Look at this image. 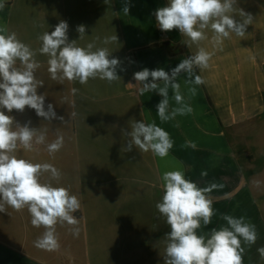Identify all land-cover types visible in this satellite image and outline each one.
Here are the masks:
<instances>
[{"label": "crops", "instance_id": "obj_1", "mask_svg": "<svg viewBox=\"0 0 264 264\" xmlns=\"http://www.w3.org/2000/svg\"><path fill=\"white\" fill-rule=\"evenodd\" d=\"M125 2L0 0V28L15 32L33 50L41 47L38 36L64 21L70 42L77 40L80 47L94 43L93 51L107 48L110 58L120 61V79L109 83L97 77L80 84L51 79L48 57L37 52L40 67L34 75L43 82L38 94L45 96L46 111L53 106L56 118L39 117L27 106L23 112L3 111L14 123H27L45 134L43 144H33L32 150L18 145L15 155L60 171L58 181L44 173L41 182L77 196L81 207L73 215L80 231L74 237L72 226L57 223L60 248L38 249L33 242L45 229L32 226L27 208L6 206V212H0V264H164L170 228L155 205L163 195L160 177L177 169L199 187L223 185L208 194L215 214L197 233L227 226L225 214L243 216L257 232L255 244L242 240L243 264H264L257 251L264 247V0H237L230 15L243 20L242 9L253 17L244 36L231 33L216 45L207 29L206 39L191 47L178 29L161 31L156 22L155 11L168 0H127V15L122 11ZM80 25L85 27L83 39L77 31ZM115 34L117 42L103 43ZM199 47L213 53L207 69L195 70L205 83H188L184 73L177 77L184 104L192 111L162 122L156 107L162 97L155 91L141 95L143 85L134 73L144 68L170 73ZM193 87L194 96L189 91ZM173 96L169 88V112L181 106ZM133 120L155 122L169 133L173 147L167 157L135 146L126 150L130 138L125 133ZM58 136H63V147L50 154L47 145Z\"/></svg>", "mask_w": 264, "mask_h": 264}, {"label": "clouds", "instance_id": "obj_2", "mask_svg": "<svg viewBox=\"0 0 264 264\" xmlns=\"http://www.w3.org/2000/svg\"><path fill=\"white\" fill-rule=\"evenodd\" d=\"M108 3V0H105ZM237 0H168L166 6L155 11L156 22L161 31L178 29L191 47L199 45L206 39L205 30L213 32V43L219 45L231 33L244 36L246 26L253 19L252 15L240 9L243 20H237L230 13L234 12ZM4 5L0 3V8ZM125 15L129 12L127 0L122 9ZM79 39L85 35V27L78 26ZM68 24L61 21L51 33L44 32L38 36L41 47L33 50L22 42L15 32L0 28V109L11 113L14 109L23 112L25 107L34 109L37 116L55 119L56 113L51 104L45 110V96L38 94L43 82L36 79L34 73L40 67L36 60L37 52L48 57V72L53 80L79 81L86 84L89 79L99 78L109 83L120 79L117 67L120 61L110 58L107 48H97L94 43L86 47L77 45V40L69 41ZM99 39V37H97ZM117 35L105 37L104 44L117 42ZM213 53L199 47L198 51L183 59L171 72L163 68L149 70L144 68L134 73V79L141 82L140 94L155 91L162 99L157 104V115L162 122L174 119L177 115L190 113L192 108L184 104L177 77L184 73L188 83L204 84L205 81L195 70L209 67ZM19 61V66L17 62ZM194 77V79H193ZM158 82H163L161 87ZM131 84V83H129ZM169 88L173 98L180 107L169 112ZM76 89H73L75 92ZM196 94V88L189 89ZM63 120V117H59ZM30 123V122H29ZM15 126V127H14ZM128 140L126 150L135 146L142 152L151 151L154 156L165 158L173 147L169 133L155 122L146 124L143 121H131V131L125 133ZM45 134L40 129L21 126L14 123V118L0 110V212H6V206L15 211L27 208L33 227L45 230L33 243L38 249L56 251L60 248L56 234L57 223L65 222L72 226L70 232L79 236L78 219L73 215L80 209L77 196L70 194L65 187H55L51 182H41V175L48 173L51 180L58 181L60 171L50 163H33L15 155L18 145L32 150L33 144H43ZM63 136L47 145L50 154L63 147ZM188 146L195 148V143ZM206 176L207 172H202ZM161 179L162 198L155 207L166 220L170 231L165 234L166 247L164 264H243L244 243L251 246L257 240L254 224L245 222V218L223 215L227 226L212 228L207 234H198L201 223L207 226L215 214L213 201L208 195L214 189L223 187L211 183L199 187L197 183L185 178L181 169L165 171ZM260 258L264 259V247L257 249Z\"/></svg>", "mask_w": 264, "mask_h": 264}, {"label": "rangeland", "instance_id": "obj_3", "mask_svg": "<svg viewBox=\"0 0 264 264\" xmlns=\"http://www.w3.org/2000/svg\"><path fill=\"white\" fill-rule=\"evenodd\" d=\"M1 110H4V109H1Z\"/></svg>", "mask_w": 264, "mask_h": 264}]
</instances>
